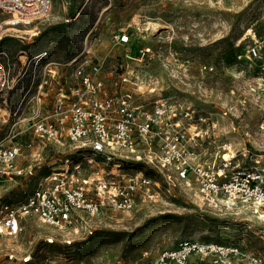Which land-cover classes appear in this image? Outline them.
<instances>
[{"label": "rangeland", "instance_id": "1", "mask_svg": "<svg viewBox=\"0 0 264 264\" xmlns=\"http://www.w3.org/2000/svg\"><path fill=\"white\" fill-rule=\"evenodd\" d=\"M1 19L0 52L10 57L15 87L7 95L12 115L0 124V140L9 141L12 130L27 128L28 106L36 100L49 68L58 70L61 82L70 83L74 65L69 60L87 54L101 65L100 76L112 92L119 91L114 82L122 72L134 71L138 103L180 101L216 120L221 138L233 146L258 148L261 143L258 108L239 101L246 79L237 69L244 65L233 62L239 39L246 37L248 42L253 33L263 34L264 0H52L50 13L31 25H6ZM123 32L129 33L128 42L115 38ZM146 47L149 52L142 58L140 50ZM44 51L46 61L39 59ZM48 60L54 63L48 66ZM32 137L29 132L20 135L21 141ZM35 143L44 147L54 166L70 146L68 140ZM22 161L20 157L18 162ZM15 180L18 183L9 182L4 194L11 201L21 200L23 189L33 188L36 177ZM91 221L92 233L80 228L78 234L64 235L29 218L18 236L0 239V264H21L27 254L32 259L26 264H47L52 256H67L72 264L148 263L163 250L196 237L235 244L239 250L193 254L191 264H264V220L249 205L210 204L196 186L178 184L130 211L103 209ZM62 235L73 237L72 244H66ZM49 236L55 237L53 243ZM12 252L15 258L10 259Z\"/></svg>", "mask_w": 264, "mask_h": 264}, {"label": "built area", "instance_id": "2", "mask_svg": "<svg viewBox=\"0 0 264 264\" xmlns=\"http://www.w3.org/2000/svg\"><path fill=\"white\" fill-rule=\"evenodd\" d=\"M51 8L52 0H0L1 24L31 25ZM115 38L128 42L130 35L123 32ZM245 39L236 43L239 52L233 63L244 65L237 69L246 79L241 105L253 104L260 112L258 148L233 146L221 138L216 120L180 101L160 98L138 103L134 71L122 72L114 82L119 91L112 92L100 76L101 65L87 59V54L69 60L74 65L70 83L61 82L58 70L49 68L39 83L36 100L28 106L27 128L12 130L9 141L0 140V239L18 236L29 218L64 235L78 234L80 228L89 234L91 218L103 209L127 212L140 201L161 198L163 189L170 192L178 184L196 186L210 204L249 205L264 220V32L253 33L248 42ZM140 52L143 58L149 49ZM47 53L38 58L46 61ZM53 63L47 61L48 66ZM14 87L10 57L1 51L0 124L12 115L7 95ZM26 132L33 137L21 141L20 135ZM67 140L70 146L57 166L47 161L44 147L35 143ZM20 157L24 161L19 163ZM19 177H36V182L33 188L23 189L21 200L11 201L4 196L5 190L9 182L18 183L15 179ZM64 235L63 241L72 244L74 238ZM54 239L47 238L50 243ZM238 250L235 244L188 238L140 264H191L193 254L227 255ZM31 259V254L23 255L21 264ZM47 264H72V260L52 256Z\"/></svg>", "mask_w": 264, "mask_h": 264}, {"label": "bare ground", "instance_id": "3", "mask_svg": "<svg viewBox=\"0 0 264 264\" xmlns=\"http://www.w3.org/2000/svg\"><path fill=\"white\" fill-rule=\"evenodd\" d=\"M13 29H14V27H13ZM151 90H154V88H152ZM4 111V110H3ZM4 114H6V113H4ZM227 206H230V205H227Z\"/></svg>", "mask_w": 264, "mask_h": 264}, {"label": "crops", "instance_id": "4", "mask_svg": "<svg viewBox=\"0 0 264 264\" xmlns=\"http://www.w3.org/2000/svg\"><path fill=\"white\" fill-rule=\"evenodd\" d=\"M132 50H134V49H132Z\"/></svg>", "mask_w": 264, "mask_h": 264}]
</instances>
